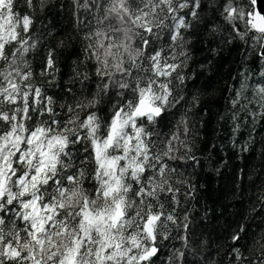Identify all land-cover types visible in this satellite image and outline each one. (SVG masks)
<instances>
[{"label":"trees","instance_id":"obj_1","mask_svg":"<svg viewBox=\"0 0 264 264\" xmlns=\"http://www.w3.org/2000/svg\"><path fill=\"white\" fill-rule=\"evenodd\" d=\"M254 2L0 4L13 32L0 39V143L58 144L34 187L23 180L36 165L9 159L0 264H60L76 249L77 264H264V33ZM144 99L159 117L134 116ZM127 118L129 142L107 150L122 157L112 190L98 150ZM34 198L44 223L29 214ZM114 213L103 235L89 227L88 216Z\"/></svg>","mask_w":264,"mask_h":264},{"label":"rangeland","instance_id":"obj_2","mask_svg":"<svg viewBox=\"0 0 264 264\" xmlns=\"http://www.w3.org/2000/svg\"><path fill=\"white\" fill-rule=\"evenodd\" d=\"M3 1L4 0H0V4ZM8 21V19H0V28L3 31L0 39L2 40L7 39L13 35L12 29L7 28L10 24ZM130 122L131 120L129 118L121 120L115 127L114 134L109 143L99 147L98 150L101 166L105 169V173L108 175V181L112 190L118 187V181L115 176V172L117 169V164L122 157H110L107 155V150L117 141V139L127 141V143L129 142V137L124 136L123 128ZM28 145L29 146L26 147V149L20 148L17 138H11L10 140H6L3 143H0V197L5 187L7 177H12L15 172L13 164L9 161L12 155H19L18 157L20 162L26 160V163H32L36 165V173L29 177L25 176L23 180L25 187L27 188H29L30 186H36L44 176L46 169L49 166L53 165L56 161L57 155L55 150L58 145L57 142L52 140L40 139L39 136L35 135L30 137ZM32 164H30L29 166H31ZM29 210V214L31 215L35 223H44V217L46 216L45 210L40 208L35 198L30 202ZM116 215L118 214H110L107 218H93L91 216H88V225L90 228L95 227L103 235L106 232V226L110 223H115V220L117 218ZM106 240L108 244H112V235L109 234ZM76 251L77 249L71 252V254H67L60 264H77L75 260ZM99 259L101 261V256L99 257Z\"/></svg>","mask_w":264,"mask_h":264},{"label":"water","instance_id":"obj_3","mask_svg":"<svg viewBox=\"0 0 264 264\" xmlns=\"http://www.w3.org/2000/svg\"><path fill=\"white\" fill-rule=\"evenodd\" d=\"M255 16H254V27L257 31H261L264 33V0H255ZM262 57H264V46L261 52ZM161 115V111L159 108L154 107L148 100H142L134 111L135 117H147L154 116L159 117ZM118 125V121L115 122L114 127ZM154 224V220H151L147 224V232L151 233L152 225Z\"/></svg>","mask_w":264,"mask_h":264}]
</instances>
